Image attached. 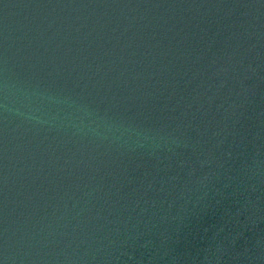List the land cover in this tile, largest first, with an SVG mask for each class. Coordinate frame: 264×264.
<instances>
[{"label":"water","instance_id":"1","mask_svg":"<svg viewBox=\"0 0 264 264\" xmlns=\"http://www.w3.org/2000/svg\"><path fill=\"white\" fill-rule=\"evenodd\" d=\"M0 264H264V0H0Z\"/></svg>","mask_w":264,"mask_h":264}]
</instances>
